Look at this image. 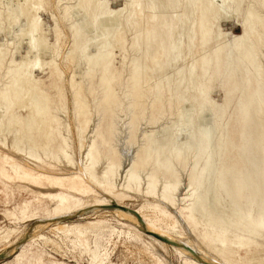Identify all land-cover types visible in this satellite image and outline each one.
Returning <instances> with one entry per match:
<instances>
[{"label":"bare ground","instance_id":"obj_1","mask_svg":"<svg viewBox=\"0 0 264 264\" xmlns=\"http://www.w3.org/2000/svg\"><path fill=\"white\" fill-rule=\"evenodd\" d=\"M17 1L5 16L2 12L6 9L0 11V31L5 36L8 34V38L12 34L18 41L15 44L8 39L14 44L12 51L7 49L10 42L0 43V176L9 184L13 182L12 199L19 202V214L25 212L32 199L44 201L52 197L41 189H54L65 192L60 206L73 204L74 210L41 216L40 229L46 227L63 237L82 235L80 229L62 220L112 213L117 226L125 230L129 239L147 237L159 246L168 245L180 264H264V247L255 253L248 247L252 237H264V179L261 185L256 183L264 176V0H220L221 7L216 0H125V7L118 13L110 12L108 1L54 0L51 17L56 40L50 47L36 14L43 8L41 0ZM224 7L229 13L224 12ZM228 21L242 32L234 39L231 57L226 56V42L218 31L220 24ZM63 30H68L70 35L67 60L84 61L87 69L83 77L93 101L91 113L84 111L80 103L74 107L79 143L87 142L83 159L90 162L89 166L81 164L78 176L72 172L53 176L49 174L53 165L44 167L46 160L67 163V171L72 169L70 139L64 135L70 125L65 127L62 117L53 112L56 101L40 89L41 83L34 76L36 71L47 67L50 89H57L55 78L64 73L53 53ZM128 35L132 60L120 98L118 86L122 77L117 75V70L109 69L108 60L112 48L117 43L123 47ZM22 44L26 46V55L17 61L16 49ZM92 48L99 49L97 55L87 53ZM30 54L34 55L32 60ZM47 56L50 60L45 63ZM217 78L224 94L220 105L211 99V83ZM60 88L58 95L63 91ZM168 91L172 94L168 103L177 101L174 126L161 123L163 126L155 129L156 132H150L151 126L169 115V104L164 98ZM231 107L234 111L230 119L244 122L241 141L261 142L258 151L261 148L263 155L258 153L251 162L255 173L238 167L249 150H241L232 134L233 127L228 125L230 119L225 121ZM61 110H65L64 104ZM90 116L94 120L89 127ZM105 120L109 122L107 149L101 153L96 151L95 142L102 138L99 129ZM142 122L150 127H147L149 132L140 133ZM58 139L61 146L54 144ZM133 145H137L136 151L131 150ZM252 148L257 150L255 146ZM104 158H109L112 165L109 172L103 171L104 178L112 176V180H117L123 170V184L130 183V191L148 189L171 204L182 201V209L188 216L184 220L179 217L187 224L189 233L201 235V243L183 233L159 231L154 220L129 217V211L111 201L124 196L122 193L116 191L110 198L100 195L90 182L94 166ZM144 172L146 178H141ZM8 192L0 181V209L7 217H14ZM78 196L86 200L81 201ZM107 224L100 220L86 226L101 230ZM203 227L206 232L202 231ZM207 231L213 232L215 238ZM153 234L176 244L163 242ZM14 235L18 236L16 229L5 233L1 241L9 244L6 249L19 250L16 262L26 257L29 243L42 238L35 233L22 234L12 243ZM208 238L211 242L206 244L204 240ZM242 248L248 250L242 252ZM6 255L7 252L3 253L4 258Z\"/></svg>","mask_w":264,"mask_h":264},{"label":"rangeland","instance_id":"obj_2","mask_svg":"<svg viewBox=\"0 0 264 264\" xmlns=\"http://www.w3.org/2000/svg\"><path fill=\"white\" fill-rule=\"evenodd\" d=\"M9 1H11L12 4L14 2L16 3L19 2L17 0L15 1L14 0H3L4 4L0 5L2 7V10L0 7V11H3L4 9H6L3 11L4 13L2 12L4 16L6 15L5 13L10 11L15 4L14 3L13 5L12 4L10 5ZM21 1L22 0H20V3ZM99 1H108L109 2L108 7L110 9V12L112 13H118L125 7V0H99ZM41 2H42L43 8H40L41 10L39 9V12L37 11L36 14L38 17H40L41 26L45 33L44 39L46 40L47 45L50 47L55 43V40H56V36L54 33V22L51 17L53 9H55L54 8L55 2L54 0H41ZM216 4L221 7L222 3L220 0H216ZM223 10L225 13H229V11L225 7L223 8ZM218 31L220 32L221 40L226 42L224 52H226L227 57H231L229 54L234 49V46H235L234 39L240 36V34L242 33L241 29L237 27L236 25H233V23L228 21V22L221 23ZM4 34L5 32L3 33L2 31H0V43H4L8 45V43L11 40L15 44L16 42L18 43V41L16 40V38H14L12 34L9 35L10 36L9 38L7 37L8 34L6 36ZM59 36H58L59 44L56 47L55 52L53 53L54 55L53 58L56 64L58 66L59 65L61 66L59 67L64 74H62L61 77L55 78V85L57 86V89L55 90L50 89L51 80L49 78L50 73L47 67H44L43 70L36 71L34 73V76L36 77V80L40 81L39 83H41L39 84L40 89H42L44 92L47 91L48 93H50L53 100L56 101L55 102L56 106L53 107L52 109L53 112L58 113L57 115H59L60 118L62 117L61 118L63 121L62 123L63 125H65V127H67L66 125H70L69 130L71 132L68 130V132L67 133L65 132L64 135L65 137H67V139H70L69 158H70V161L72 162V166H70L72 169L70 168L71 170L67 171V169H69L68 168L69 165H67L65 161L63 162H65L66 164L61 163V162L60 163L53 162L55 164L54 165L52 161L45 160L46 164L44 165V167L48 168L51 165H53L51 167H53L52 170L54 172L52 171L53 173L52 172L49 173L50 175H53V176H56V175L61 176L65 174L67 175V173L68 175H70L71 172L73 173L72 175L78 176L79 175L78 170L81 164L89 166L90 162L83 159L84 158L83 157L84 146L86 149L87 142L85 141V143H82V144L79 143L78 130L76 129V127L78 126L75 127L76 124L74 120V117H75L74 107L76 103L77 104L80 103L78 105L80 106L82 105L81 107L85 108L84 111L91 113V111L93 110V101H92L91 93L87 91L86 80L83 77V73H85L87 69L84 61L79 62V63L78 62L74 63V62H70L67 60V57L69 55V49H68L69 48L68 47L69 46L68 37H70L69 31L65 30L64 32L63 30ZM8 39L9 40L11 39V40L8 41ZM130 40H131L130 35H128L126 37V42H124L125 45L123 47H121L117 43V45L112 48L113 50H111L109 60H108L109 69H113L114 72L115 70H117L118 71V72L116 71L117 75L122 77L120 80L121 82L118 86L119 87L118 96L120 95L121 96V97L119 96L120 98H122L121 89L124 87L126 83L125 80L128 76V68L132 60V55H131L130 48H129ZM12 42H10L12 45L9 43V46H7V49L10 51L14 50L12 48L14 45ZM24 46L25 45L22 44V46L20 45L16 49V53H15L16 55L14 56V58L17 61L21 60V57L24 58L26 55L27 49H26V46L25 47ZM98 52H99V49L92 48L88 50L87 53L95 56L97 55ZM33 56L34 55L30 54L28 57L29 59L32 60L34 58ZM49 60H50L49 56H47L45 60L46 62L45 61L44 62L47 63V61ZM98 78H99V75L95 81H98ZM215 81L216 82L211 83V87H212L211 99L215 105H220L224 97L223 89L218 86L219 79L217 78ZM60 87L63 88V91L61 92H64V93L60 92L61 93V94L59 93L60 97H58L59 96L58 89ZM87 92H89L90 94L87 95ZM97 96H99V94H97ZM165 96L164 98L167 102L166 104H169L168 101H170L172 98L171 91H168ZM61 102L62 104L65 105V110H61V106H62ZM175 107L177 108L176 99L175 101L169 104L168 108L166 106L169 115H167L166 118L162 119L160 123L157 124L158 126L157 125L151 126V129H150V127L144 126V123L142 122L143 124L141 123V127H140V129L141 128L142 129L139 130L140 133L143 132V130L144 131L147 130L146 132H149L148 131L149 129H150V132H156L158 128H160L163 125H167V124L174 126V119L177 113V109ZM233 111H234L233 107L227 110L226 117H225L226 122L228 121V119H230V116H232ZM120 113L121 111H119L117 115H119ZM77 120H79V118H77ZM93 120H94V116H90L89 127L93 123ZM161 123L163 125H161ZM262 124L264 128V120ZM78 125H79V129H82V126L80 125V123ZM228 125L229 127H233L232 134L233 136H235L234 138L238 141L237 145L240 146L241 150L244 152L246 150H249V152L247 153L245 152V154L243 155V158H242L243 162H240V165H238V167L242 170L245 169L247 171H251V173H255V171L252 169L251 162H252V158L258 155V153L260 154V156L263 155V151L261 148H260V151H258V147H260L259 144L261 142L259 143L257 139H250L249 141H246V142L241 141V131L244 128L243 121H235V120L230 119ZM108 126H109V122L108 120H105L99 129L102 138L99 137V139H96V142H95L96 151H99L101 153L107 149L106 141H107ZM54 144H56L57 146H61L60 139H58V141ZM252 146H255L257 150L256 149L253 150ZM131 150L136 151L137 145H133ZM39 155L42 156V153L40 152ZM230 156H231L230 157L231 160H233L232 153H230ZM108 159L104 158L102 159V161H100L98 164L94 166L93 168L94 173L92 175L93 179L91 182L89 180V182L91 183V186H93L94 189H96L100 193V195H104V198H110L111 196H113L114 192L116 191L118 193H122L124 196H120L118 200L111 198V201L115 202L116 204L121 205V207L123 208L125 212L129 211L127 212L129 217H134V216L140 217L141 216L143 219H146L147 221L154 220V224L156 225V228L159 231L164 230L168 232L174 231L175 233H183V235H185L186 237L187 235H189L190 240L193 239V241L194 240L196 241L197 239V241H200L201 235L189 233L187 230H190V229L188 228L187 224L181 220V218L184 220V217H186V215L188 216V212L182 209V206H184V203L182 201H181V204L180 202H178L177 204L174 203L176 206L179 205L178 208L180 207L179 213H177V210L175 209L176 206L174 204L169 203L165 199L158 198L154 191H151L148 189L147 190L142 189V191H136V192L130 191L131 184L127 182L123 184L124 179L122 180V178L125 175L123 170L119 173L120 176L117 177L118 181L116 179L112 180V176H107V178H104L103 171L109 172L112 166L110 164V159L109 160ZM91 162L94 164V161H91ZM60 165H62V167ZM124 167H126V165H124ZM74 168L76 170L78 169L77 170L78 173L76 172ZM35 170L40 171V169L38 168H35ZM61 170L63 171L61 172ZM146 174L147 173L144 172L143 174H140V177L146 178L145 177ZM1 178L2 177L0 176V181L4 182V188H6V190L9 191L8 192L9 197L12 199V195L14 193L13 182H10L11 184H9L3 178L2 179ZM263 179H264V176L262 178L259 177L256 183L258 185H261L263 182ZM115 181L117 182L115 183ZM119 182L121 183L119 184ZM116 184L117 186H115ZM104 186H108L109 189H105ZM41 190L47 192L48 194H51L52 197L50 196L46 197L44 201L32 199V201H30L28 206L26 207V210L24 213L19 214L18 207L20 205L17 199L10 200V209H11V212L14 214V217L13 216L7 217L0 209V252H1L0 255H3V253L5 254L7 252L6 258H3L2 260H0V264H17V263L18 264L19 263L20 264H159L161 260H162L161 262L162 264H180L178 260L176 259L177 257H175L176 255L174 254V252L168 245L159 246L157 243L155 244L156 241L151 240L150 238H147V237H143L141 240L129 239L128 236H126V234L123 232L124 229H121L120 226H117L116 224L117 218H115L114 214L112 213H108L106 215L97 214L96 216L91 214L82 219H79L78 217H72V218L62 220V222L66 221L65 224L70 225L71 227H74L76 229L77 228L80 229V231L82 232V235L68 234V235H65V237H63L64 235L57 233V232H53L52 230L47 229L46 227H43L40 229L38 225H41L42 224L41 222L43 221V219H41L42 218L41 216H46V215L51 216L57 213L58 211L68 213L74 210L73 204L60 206V198L62 197L63 194H65V192L57 191L54 189H48V190L41 189ZM129 193H131V195ZM18 196L20 197V195ZM78 197L81 199V201L86 200L82 196L81 197L78 196ZM178 197L180 199L181 195H179ZM155 207L157 209H155ZM100 220L107 221L110 226L107 224L101 230L95 227H92V226H86L87 224H91L93 222L100 221ZM178 224H181L182 229L180 228V225ZM177 225L178 227L176 228ZM9 229L10 230L16 229L18 231V236L16 235L13 236V239L11 241L12 243L16 242V240H18L22 234L23 235H33L35 233V234L42 236L40 240H37L35 242L28 244L26 248L27 250L25 251L27 255L25 258H22L19 262H16V260H14L20 254L19 250L14 249V248L6 249V247L9 244L1 241L3 237L5 236V233L10 231ZM32 229H34V231ZM202 231L206 232V229L203 227ZM207 232L212 239L215 238L216 235L213 232H210V231H207ZM198 233L202 234L200 232ZM238 234L239 236H242L248 239L245 234H242V233H238ZM229 238L230 237L227 238L228 241H229ZM251 241L252 243L249 244L248 246L250 249V252L255 253L259 247H264V237L263 236L262 237L261 236L252 237ZM204 242L206 244L207 243L209 244L211 242V239L209 238L207 240L205 239ZM204 242L203 244H205ZM145 243L148 244V246ZM199 243H201V241ZM2 246L5 248L3 249ZM149 247L152 249L150 250ZM247 250L248 249L246 248H242V252H246ZM152 253H156L157 256L155 254L153 255ZM156 259L159 262H157Z\"/></svg>","mask_w":264,"mask_h":264},{"label":"water","instance_id":"obj_3","mask_svg":"<svg viewBox=\"0 0 264 264\" xmlns=\"http://www.w3.org/2000/svg\"><path fill=\"white\" fill-rule=\"evenodd\" d=\"M154 235V234H153ZM156 238H158V239H160L161 241H163V242H166V243H168V244H173V245H175L176 243L175 242H173V241H171V240H168V239H166V238H163V237H161V236H158V235H154ZM4 258V256L3 255H0V260H2Z\"/></svg>","mask_w":264,"mask_h":264}]
</instances>
